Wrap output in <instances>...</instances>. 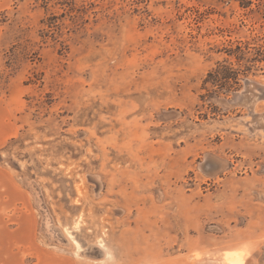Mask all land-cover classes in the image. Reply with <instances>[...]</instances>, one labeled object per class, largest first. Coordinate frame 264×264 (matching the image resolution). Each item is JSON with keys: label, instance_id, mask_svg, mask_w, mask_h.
Listing matches in <instances>:
<instances>
[{"label": "rangeland", "instance_id": "rangeland-1", "mask_svg": "<svg viewBox=\"0 0 264 264\" xmlns=\"http://www.w3.org/2000/svg\"><path fill=\"white\" fill-rule=\"evenodd\" d=\"M233 254L264 264V0H0V264Z\"/></svg>", "mask_w": 264, "mask_h": 264}, {"label": "bare ground", "instance_id": "bare-ground-1", "mask_svg": "<svg viewBox=\"0 0 264 264\" xmlns=\"http://www.w3.org/2000/svg\"><path fill=\"white\" fill-rule=\"evenodd\" d=\"M251 86V85H250ZM210 162V161H209ZM201 166V165H200ZM220 166V165H219ZM229 264H241L240 260L238 257L234 256V254L232 256L229 257Z\"/></svg>", "mask_w": 264, "mask_h": 264}]
</instances>
